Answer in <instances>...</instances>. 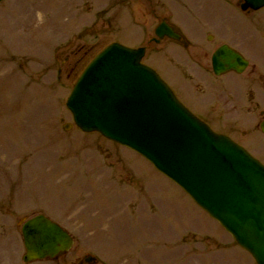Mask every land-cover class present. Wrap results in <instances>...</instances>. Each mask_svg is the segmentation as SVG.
Here are the masks:
<instances>
[{
	"label": "rangeland",
	"instance_id": "1",
	"mask_svg": "<svg viewBox=\"0 0 264 264\" xmlns=\"http://www.w3.org/2000/svg\"><path fill=\"white\" fill-rule=\"evenodd\" d=\"M160 1L156 14L141 0L0 3V264H25L22 224L39 214L75 244L58 261L32 264H78L87 255L99 264H256L142 156L98 133L63 129L74 123L66 106L74 85L112 43L147 46L144 63L169 79V58L154 51L170 45L149 42L169 11L190 25L187 10H202L251 44L264 70V8L248 15L239 0ZM254 139L264 147L262 134ZM131 171L139 177L127 180Z\"/></svg>",
	"mask_w": 264,
	"mask_h": 264
},
{
	"label": "water",
	"instance_id": "2",
	"mask_svg": "<svg viewBox=\"0 0 264 264\" xmlns=\"http://www.w3.org/2000/svg\"><path fill=\"white\" fill-rule=\"evenodd\" d=\"M244 2L243 9L264 7V0ZM164 32L174 36L165 24L157 35ZM144 56V48L114 43L91 62L67 102L76 126L142 155L264 264V164L191 113L142 63ZM213 65L221 74L248 63L223 47ZM22 235L26 263L61 257L73 246L69 233L44 215L26 221Z\"/></svg>",
	"mask_w": 264,
	"mask_h": 264
},
{
	"label": "flooded vegetation",
	"instance_id": "3",
	"mask_svg": "<svg viewBox=\"0 0 264 264\" xmlns=\"http://www.w3.org/2000/svg\"><path fill=\"white\" fill-rule=\"evenodd\" d=\"M239 2L241 6V0ZM148 5L146 0H141L142 11L153 7L156 14L161 7V1L148 0ZM244 13L251 15L253 12ZM185 17L191 21L196 20L195 24L189 25L180 21L181 17L169 11L168 16L162 18L155 27V36L149 42L170 45V49L167 47L164 52L154 51L155 58L163 54L169 58V69H165L169 73V79L163 77L160 70L156 71L194 115L215 132L228 136L264 163V147L254 143L255 133L259 132L264 136V70L253 63L252 55L256 56V49L241 39L234 30L208 20L202 10H187ZM163 22L172 30L174 37L165 32L163 38L157 36V28ZM257 24L253 25L254 32L261 29ZM222 47H228L240 54L248 61L247 68L241 72L217 74L213 66V56ZM145 48L146 57L149 48ZM77 53L78 50H74L71 55L75 56ZM124 167L123 165L124 170H129ZM129 175L127 180L131 177L135 179L139 177V172L131 171ZM99 263L97 258L85 256L78 264Z\"/></svg>",
	"mask_w": 264,
	"mask_h": 264
}]
</instances>
